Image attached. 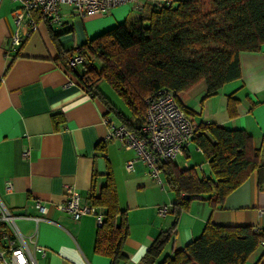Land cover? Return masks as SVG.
<instances>
[{
	"label": "crops",
	"instance_id": "obj_1",
	"mask_svg": "<svg viewBox=\"0 0 264 264\" xmlns=\"http://www.w3.org/2000/svg\"><path fill=\"white\" fill-rule=\"evenodd\" d=\"M15 7L14 0H0V199L16 215L18 231L44 247L43 255L35 254L38 264H109L108 257L93 252L96 217L85 214L75 219L54 204L66 198L68 188L78 193L82 203H90L93 174L98 192L110 172L129 227L123 250L126 259L117 264H139L154 237L173 223L174 192L165 182L161 185L148 177L141 159L126 169V162L135 158L134 150L107 138L103 122L107 106L87 91L70 65L57 58L59 51L49 33L50 27L62 48H77L119 22L125 7L114 6L107 14L84 18L62 7L61 24L39 21L18 46L12 43ZM238 60L240 77L226 82L216 94L206 96V83L201 80L179 92L177 99L193 112L189 116L195 126L212 122L243 129L264 153V44L255 51L241 50ZM103 94L125 110L122 103ZM229 94L237 100L234 116L227 112ZM98 144L102 151L96 149ZM183 151L173 159L180 168L194 166L198 175L210 173L193 141ZM201 161L207 169H197ZM6 182L11 183L10 191ZM35 199L48 206V220L27 218L40 215L33 206ZM162 205L169 206L164 215L157 213ZM207 222L264 228V168L251 172L216 207L206 199L192 198L180 211L163 254H172L197 238ZM246 259L245 264H264V246Z\"/></svg>",
	"mask_w": 264,
	"mask_h": 264
},
{
	"label": "trees",
	"instance_id": "obj_2",
	"mask_svg": "<svg viewBox=\"0 0 264 264\" xmlns=\"http://www.w3.org/2000/svg\"><path fill=\"white\" fill-rule=\"evenodd\" d=\"M146 4L139 16L125 18L77 48L59 46L57 34L49 27L59 51L57 58L69 67L74 55H84L90 67L80 72L79 81L138 137L145 135L144 102L149 96L163 89L177 97L201 80L206 83V96L216 94L226 82L240 77L239 52L255 51L264 44V0H166ZM93 60L100 63L99 69ZM102 81L116 93L125 110L101 93ZM227 100V112L234 116L237 100L232 94ZM180 106L185 114L194 115L189 108ZM191 141L202 151L210 173L198 175L194 166L180 168L173 160L158 163L167 188L175 195L170 206L174 220L154 237L138 263L245 264L264 240V228L207 222L197 238L172 254H163L176 230L180 211L192 198L206 199L216 207L251 172L264 168V162L259 160L260 146H254L252 137L243 129L199 123ZM96 149L103 150L100 144ZM111 177L107 172L96 192L93 174L88 204L102 214L93 252L108 257L109 264H117L126 259L123 250L129 227L126 211L117 203ZM5 229L0 222V231Z\"/></svg>",
	"mask_w": 264,
	"mask_h": 264
},
{
	"label": "built area",
	"instance_id": "obj_3",
	"mask_svg": "<svg viewBox=\"0 0 264 264\" xmlns=\"http://www.w3.org/2000/svg\"><path fill=\"white\" fill-rule=\"evenodd\" d=\"M16 7L12 9L15 31L12 34V43L18 46L22 41L37 29L39 21L61 24V8L68 7L70 11L84 18L88 15H104L110 12L114 6L131 3V6L140 11L150 0H14ZM156 0L154 4L161 3ZM73 62L78 65L81 71L90 67V62L84 55L76 54ZM177 97L171 91L160 89L149 96L144 102L145 124L142 127L144 136L138 137L130 130L126 129L113 114L107 113L103 116V122L107 129V138H115L126 148L133 149L135 158L126 162L127 170L132 169V164L136 159H141L147 167L148 177H152L158 184L164 185L161 169V161H171L183 154L184 148L191 142V137L196 132V126L189 115L177 102ZM200 150V148H198ZM26 150L24 151V154ZM201 168V166H200ZM11 183L6 182V191H10ZM66 198L54 204L60 211L70 214L73 218L81 215L91 214L97 219L98 225L102 221L101 211L90 204L82 203L78 193L73 189H67ZM35 208L40 212L39 216L32 218L35 222L45 219L48 206L40 199L34 200ZM169 206L162 205L158 208L160 215L168 211ZM16 215H13L0 200V222L5 226V230L0 231V264H38L36 253L43 255L46 251L44 247L34 243L32 236H25L16 224ZM257 230L258 227H253ZM264 246V240L261 241Z\"/></svg>",
	"mask_w": 264,
	"mask_h": 264
},
{
	"label": "rangeland",
	"instance_id": "obj_4",
	"mask_svg": "<svg viewBox=\"0 0 264 264\" xmlns=\"http://www.w3.org/2000/svg\"><path fill=\"white\" fill-rule=\"evenodd\" d=\"M155 1L156 0H150L149 2H147L146 5L154 4ZM161 1L163 2V1H166V0H161ZM202 1L205 3L207 0H202ZM120 6L125 7V10H126V11H124L125 12L124 13L125 14L124 17H121L122 19H120L121 22L124 20V18H127V17H132L133 18V16H139L141 14L139 11H137L136 9H134L131 6V3L121 4ZM117 7H119V5ZM120 21L117 22L116 24L120 23ZM116 24L112 25L111 27L115 26ZM111 27H109V28H111ZM109 28H107V29L109 30ZM93 62L95 63L96 69H99V67H101L100 63L97 60H93ZM100 88L103 91V93L107 94L110 98H112V100L114 102L122 103L121 100L119 99V97L116 95L115 92H113V90L111 89V87L107 83H105V82L102 81L100 83ZM122 105H124V104L122 103ZM262 159H264V153H261V155H260V160H262ZM202 167H204L205 169H207V166H206L205 162H202L201 163V168ZM201 168H200V166L197 167L198 170H200ZM0 200L5 205L4 201L2 199H0ZM5 207H6V205H5ZM10 212L14 215V213L12 211H10ZM17 224H19V222H17ZM261 249H262V246L261 245H258L257 249L253 253H257Z\"/></svg>",
	"mask_w": 264,
	"mask_h": 264
},
{
	"label": "water",
	"instance_id": "obj_5",
	"mask_svg": "<svg viewBox=\"0 0 264 264\" xmlns=\"http://www.w3.org/2000/svg\"><path fill=\"white\" fill-rule=\"evenodd\" d=\"M69 65L71 67V70L74 71L77 76L80 75V70L77 69L75 63L73 62V58L69 61Z\"/></svg>",
	"mask_w": 264,
	"mask_h": 264
}]
</instances>
